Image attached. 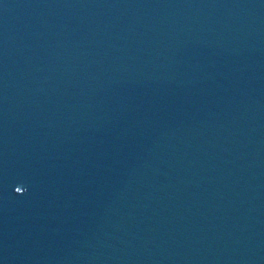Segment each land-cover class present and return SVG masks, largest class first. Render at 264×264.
<instances>
[{
  "label": "water",
  "instance_id": "95a60500",
  "mask_svg": "<svg viewBox=\"0 0 264 264\" xmlns=\"http://www.w3.org/2000/svg\"><path fill=\"white\" fill-rule=\"evenodd\" d=\"M0 264H264V0H0Z\"/></svg>",
  "mask_w": 264,
  "mask_h": 264
}]
</instances>
